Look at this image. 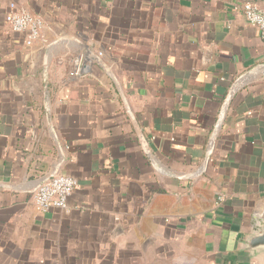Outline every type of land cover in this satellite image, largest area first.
<instances>
[{
    "label": "crops",
    "instance_id": "obj_1",
    "mask_svg": "<svg viewBox=\"0 0 264 264\" xmlns=\"http://www.w3.org/2000/svg\"><path fill=\"white\" fill-rule=\"evenodd\" d=\"M244 2L0 0V264H263L243 246L264 226ZM10 12L42 20L32 45ZM52 173L77 186L39 213Z\"/></svg>",
    "mask_w": 264,
    "mask_h": 264
},
{
    "label": "built area",
    "instance_id": "obj_2",
    "mask_svg": "<svg viewBox=\"0 0 264 264\" xmlns=\"http://www.w3.org/2000/svg\"><path fill=\"white\" fill-rule=\"evenodd\" d=\"M241 10L246 23L259 32L264 42L263 10L252 1L244 2ZM4 21L12 32L26 35L25 44L27 46L39 39L43 29L42 20L27 12H10L5 16ZM76 186V180L70 176L57 173L47 175L32 192V204L37 212L43 214L52 210L66 211L68 199Z\"/></svg>",
    "mask_w": 264,
    "mask_h": 264
},
{
    "label": "water",
    "instance_id": "obj_3",
    "mask_svg": "<svg viewBox=\"0 0 264 264\" xmlns=\"http://www.w3.org/2000/svg\"><path fill=\"white\" fill-rule=\"evenodd\" d=\"M253 1V0H245V2ZM85 61V53L82 54L80 67ZM80 71V68L78 72ZM244 251L252 254H260L264 260V226L260 227L257 232L247 237L243 242ZM264 264V261H263Z\"/></svg>",
    "mask_w": 264,
    "mask_h": 264
}]
</instances>
